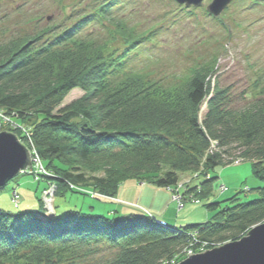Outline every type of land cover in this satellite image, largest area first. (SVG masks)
I'll return each mask as SVG.
<instances>
[{
	"label": "trees",
	"instance_id": "trees-1",
	"mask_svg": "<svg viewBox=\"0 0 264 264\" xmlns=\"http://www.w3.org/2000/svg\"><path fill=\"white\" fill-rule=\"evenodd\" d=\"M101 13L108 18L106 9ZM107 20L127 53L145 38L120 20ZM78 29L54 41H43L44 30L0 45V110L15 112L17 125L1 124L0 131L14 132L38 152L58 182L56 197L68 190L89 194L71 185L91 187L119 206L109 214L74 209L53 218L42 204L17 212L0 208V264H175L190 245L198 250L237 240L263 222L264 96L231 108L229 90L212 81V69H193L167 87L137 73L120 78L113 73L121 71L119 58L108 45L79 37ZM75 88L84 94L60 106ZM237 150L263 184L252 200L237 194L209 202L217 177H206L201 189L188 193L215 212L205 222L172 226L116 198L130 178L177 190L180 172L226 167Z\"/></svg>",
	"mask_w": 264,
	"mask_h": 264
},
{
	"label": "rangeland",
	"instance_id": "rangeland-1",
	"mask_svg": "<svg viewBox=\"0 0 264 264\" xmlns=\"http://www.w3.org/2000/svg\"><path fill=\"white\" fill-rule=\"evenodd\" d=\"M211 1L185 7L175 0H0V45L44 30L48 33L43 41H54L63 32L79 26V37L108 45L114 58H119L121 71L113 73L120 78L129 72L137 73L145 82L167 87L184 80L193 69H212V81L229 90L231 108H244L264 96L260 92L264 89V0H232L218 16L207 11ZM103 9L107 10L108 18L124 22L145 37L134 50L126 52L128 46L116 32V25L104 19ZM83 94L80 88L73 89L60 106ZM205 107L204 104L201 115ZM12 115L16 118L15 112L0 110V128L1 124L17 128ZM21 128L22 134L28 136L25 128ZM30 151L31 168L20 170L0 187V208L17 212L35 207L28 197L30 193L33 197L34 192L38 193L36 203L42 204L51 218L58 212L64 214L74 209L109 214L119 206L116 201L96 197L99 194L91 191V187L71 185L89 194L68 190L56 197L58 182L50 179L52 172L45 168L38 152L34 148ZM238 152L234 151V162L226 167L211 172H203L201 168L203 173L180 172L177 190L130 178L121 185L116 198L121 203L146 209L172 226L205 222L215 212L207 209V200L199 201L195 194L188 193L194 186L201 189L206 177H217L209 202H224L237 194L240 201H248L258 195L254 188L263 182L253 174L251 163L238 156ZM213 247L203 244L195 250L190 245L182 258ZM104 253L110 255L109 250Z\"/></svg>",
	"mask_w": 264,
	"mask_h": 264
},
{
	"label": "water",
	"instance_id": "water-1",
	"mask_svg": "<svg viewBox=\"0 0 264 264\" xmlns=\"http://www.w3.org/2000/svg\"><path fill=\"white\" fill-rule=\"evenodd\" d=\"M180 4L199 5L203 0H176ZM232 0H213L208 9L219 15ZM4 152L0 156V187L22 169L31 168L30 149L14 132L0 131ZM190 256L177 264H264V221L240 239L224 243Z\"/></svg>",
	"mask_w": 264,
	"mask_h": 264
},
{
	"label": "crops",
	"instance_id": "crops-1",
	"mask_svg": "<svg viewBox=\"0 0 264 264\" xmlns=\"http://www.w3.org/2000/svg\"><path fill=\"white\" fill-rule=\"evenodd\" d=\"M39 183V182H38ZM32 193H30L29 195H28V197H30L29 199H31V201L33 200V204L36 206V205H39V203H36V201H35V199L38 197V193L37 192H34V196L32 197V195H31ZM27 197V198H28ZM26 200V199H25ZM28 202H31L30 200H27Z\"/></svg>",
	"mask_w": 264,
	"mask_h": 264
},
{
	"label": "snow or ice",
	"instance_id": "snow-or-ice-1",
	"mask_svg": "<svg viewBox=\"0 0 264 264\" xmlns=\"http://www.w3.org/2000/svg\"><path fill=\"white\" fill-rule=\"evenodd\" d=\"M3 152H4V144L0 142V156H2Z\"/></svg>",
	"mask_w": 264,
	"mask_h": 264
},
{
	"label": "bare ground",
	"instance_id": "bare-ground-1",
	"mask_svg": "<svg viewBox=\"0 0 264 264\" xmlns=\"http://www.w3.org/2000/svg\"><path fill=\"white\" fill-rule=\"evenodd\" d=\"M7 131H9V130H7ZM11 132H12V131H11ZM28 138H29V137H28ZM19 139H20V138H19ZM20 140H21V139H20ZM21 142H22V140H21ZM19 172H20V171H19ZM19 172H18V173H19ZM12 179H13V178H12ZM10 180H11V179H10ZM10 180H9V181H10ZM9 181H8V182H9ZM8 182H7V183H8ZM7 183H6V184H7ZM6 184H5V185H6ZM17 196H18L19 198H21V195H20V196L17 195ZM46 213H48V212H46ZM46 215H47V214H46Z\"/></svg>",
	"mask_w": 264,
	"mask_h": 264
}]
</instances>
